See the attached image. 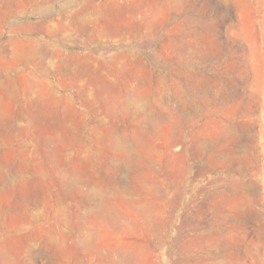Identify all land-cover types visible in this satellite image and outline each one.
Wrapping results in <instances>:
<instances>
[{
  "label": "rangeland",
  "instance_id": "rangeland-1",
  "mask_svg": "<svg viewBox=\"0 0 264 264\" xmlns=\"http://www.w3.org/2000/svg\"><path fill=\"white\" fill-rule=\"evenodd\" d=\"M120 263L264 264V0H0V264Z\"/></svg>",
  "mask_w": 264,
  "mask_h": 264
},
{
  "label": "bare ground",
  "instance_id": "bare-ground-1",
  "mask_svg": "<svg viewBox=\"0 0 264 264\" xmlns=\"http://www.w3.org/2000/svg\"><path fill=\"white\" fill-rule=\"evenodd\" d=\"M32 4H33V3H32ZM97 9H98V8H97ZM137 10H138V9H137ZM134 14H135V13H134ZM130 16H131V15H130ZM133 17H134V16H133ZM133 17H132V18H133ZM114 20H115V19H114ZM123 20H124V19H123ZM115 21H116V20H115ZM117 21H118V20H117ZM128 22H129V21H128ZM76 23H77V22H76ZM125 23H126V22H125ZM131 23H132V22H131ZM117 24H118V23H117ZM127 24H128V23H127ZM129 24H130V23H129ZM124 25H125V24H124ZM29 26H30V25H29ZM117 26H119V25H117ZM117 26H116V27H117ZM113 29H114V28H113ZM115 29H116V28H115ZM144 29H145V28H144ZM76 30H77V29H76ZM114 32H115V30H114ZM22 45H23V43H22ZM19 46H20V44H19ZM17 47H18V46H17ZM36 47H37V46H36ZM20 48H21V47H20ZM29 48H30V47H29ZM35 50H36V48H35ZM17 51H18V50H17ZM23 51H24V50H23ZM30 51H31V50H30ZM21 53H22V52H21ZM34 53H35V51H34ZM34 53H33V54H34ZM19 54H20V53H19ZM23 54H24V53H23ZM23 54H20V55L22 56ZM122 54H123V53H122ZM16 55H17V54H16ZM25 55H26V54H25ZM25 55H24V56H25ZM18 56H19V55H18ZM21 56H20V57H21ZM26 56H28V54H27ZM40 56H41V55H40ZM35 57H36V56H35ZM24 58H25V57H23V59H24ZM32 58H33V57H32ZM36 61H37V60H36ZM38 61H39V60H38ZM26 63H27V62H26ZM61 65H62V64H61ZM64 66H66V65H64ZM44 69H46V68H44ZM59 70H60V69H59ZM42 71H43V70H42ZM89 72H90V71H89ZM85 73H86V72H85ZM91 73H92V72H91ZM87 74H88V73H87ZM60 76H62V75H60ZM93 76H94V75H93ZM39 81H40V79H39ZM24 83H25V82H24ZM28 84H29V83H28ZM44 86H45V85H44ZM44 86H42V87H44ZM23 88H24V87H23ZM26 88H27V86H26ZM46 88H47V87H46ZM32 89H33V88H32ZM129 89H130V88H129ZM40 90H41V89H40ZM46 90H47V89H46ZM24 92H25V90H24ZM32 92H33V90H32ZM135 92H136V90H135ZM30 93H31V92H30ZM10 96H11V95H10ZM12 99H13V98H12ZM123 104H124V103H123ZM126 107H127V106H126ZM122 108L124 109V107H122ZM4 115H5V114H4ZM161 126H162V125H161ZM9 128H10V127H9ZM162 128H165V127L162 126ZM158 130H159V128H158ZM160 131H161V130H160ZM163 131H164V130H163ZM62 134H63V133H62ZM66 134H67V132H66ZM159 134H160V133H159ZM64 135H65V134H64ZM154 135H155V134H154ZM154 135H153V136H154ZM61 136H63V135H61ZM63 137H64V136H63ZM64 138H65V137H64ZM151 138H152V137H151ZM157 138H158V137H157ZM123 139H124V138H123ZM113 140H114V139H113ZM109 142H110V141H109ZM109 142H108V143H109ZM111 142H112V141H111ZM115 142H116V141H115ZM46 144H47V143H46ZM48 144H49V143H48ZM117 144H118V143H117ZM139 144H140V143H139ZM112 145H113V144H112ZM120 146H121V145H120ZM124 146H126V145H124ZM137 146H138V145H137ZM115 147H116V146H115ZM115 147H114V148H115ZM117 147H118V146H117ZM139 147H140V146H139ZM152 148H153V147H152ZM115 149H116V148H115ZM172 149H173V148H172ZM111 150H112V149H111ZM137 150H138V148H137ZM132 151H133V150H132ZM138 151H139V150H138ZM140 151H141V150H140ZM122 152H123V151H122ZM124 152H125V151H124ZM135 152H136V151H135ZM139 154H140V153H139ZM51 156H52V155H51ZM122 157H123V156H122ZM125 157H126V156H125ZM48 158H49V157H48ZM117 158H118V157H117ZM119 158H120V157H119ZM128 158H130V157H128ZM46 159H47V158H46ZM52 159H53V158H52ZM108 159H109V158H108ZM113 159H115V157H114ZM122 159H124V157H123ZM49 160H50V159H49ZM50 161H51V160H50ZM122 162H123V161H122ZM130 162H131V161H130ZM75 169H76V168H75ZM81 169H82V168H81ZM138 169H139V168H138ZM69 170H70V169H69ZM57 171H58V170H57ZM71 171H72V170H71ZM62 172H63V171H62ZM49 173H50V172H49ZM67 173H68V172H66V173L64 172V174H67ZM80 173H81V172H80ZM5 174H6V173H5ZM51 174H52V173H51ZM78 174H79V172H78ZM78 174H76V175H78ZM52 175H53V174H52ZM68 175H69V174H68ZM70 175H71V174H70ZM64 176H65V175H64ZM72 176H73V175H72ZM67 177H68V176H67ZM67 177H66V178H67ZM69 177H70V176H69ZM74 177H75V175H74ZM137 177H139V175H138ZM70 178H72V177H70ZM70 178H69V179H70ZM78 178H80V177L78 176ZM144 178H145V176H144ZM64 179H65V178H64ZM64 179H61L60 181H62V180H64ZM81 179H83V178H81ZM134 179H135V178H134ZM138 179H139V178H138ZM142 179H143V178H142ZM19 180H20V179H19ZM85 180H86V179H85ZM85 180H84V181H85ZM139 180H140V179H139ZM76 181H78V180H76ZM135 181H136V180H135ZM144 181H145V180H144ZM146 181H147V180H146ZM148 181H149V180H148ZM148 181H147V182H148ZM62 182L64 183L65 181H62ZM79 182H80V180H79ZM86 182H87V181H86ZM137 182H138V181H137ZM70 183H71V182H70ZM72 183H74V182H72ZM76 183H77V182H76ZM96 183H97V182H96ZM103 183H104V182H103ZM139 183H140V182H139ZM139 183H138V184H139ZM34 184H35V183H34ZM91 184H92V183H91ZM127 184H128V183H127ZM138 184H137V185H138ZM73 185H74V184H73ZM77 185L81 186L79 183H78ZM87 185H88V184H87ZM94 185H95V183H94ZM94 185H93V186H94ZM96 185H97V184H96ZM96 185H95V186H96ZM79 186H77V187H79ZM82 186L85 187V185H82ZM91 186H92V185H91ZM95 186H94V187H95ZM97 186H98V185H97ZM97 186H96V187H97ZM115 186H116V185H115ZM128 186H129V185H128ZM139 186H141V185L139 184ZM66 187H67V185H66ZM73 187H74V186H73ZM75 187H76V185H75ZM75 187H74V188H75ZM77 187H76V188H77ZM145 187H146V184H145ZM145 187H144V185H143V188H145ZM147 187H148V186H147ZM81 188H83V187H81ZM149 188H150V187H149ZM149 188H148V190H149ZM64 189H65V188H64ZM66 189H67V188H66ZM84 189H85V188H84ZM88 189H89V188H87V190H88ZM130 189H131V188H130ZM90 190H91V187H90ZM95 190H96V189H95ZM97 190H99V188H98ZM142 190H143V189H142ZM67 191H69V190H67ZM128 191H129V190H128ZM133 191H134V190H133ZM143 191H144V190H143ZM65 192H66V191H65ZM65 192H64V193H65ZM83 192H85V193L88 194V191H83ZM94 192H95V191H94ZM94 192H93V193H94ZM101 192H102V191H101ZM149 192H150V191H149ZM80 193H81V192H80ZM134 193H135V192H134ZM150 193H151V192H150ZM83 194H84V193H83ZM87 194H86V195H87ZM90 194H91V193H90ZM95 194H96V193H95ZM99 194H100V192H99ZM77 195H78V194H77ZM91 195H92V198L96 199L95 197H93V194H91ZM82 196H84V195H82ZM89 196H90V195H89ZM94 196H95V195H94ZM102 196H103V195H102ZM117 196H118V195H117ZM67 197H68V196H67ZM84 197H85V196H84ZM96 197H97V196H96ZM99 197H100V196H99ZM99 197H97V198L100 199ZM113 197H114V195H113ZM113 197H112V199H113ZM82 198H83V197H82ZM90 198H91V197H90ZM139 198H140V197H139ZM139 198H138V201L141 199V198H140V199H139ZM64 199H65V198H64ZM102 199H104V197H103ZM106 199H107V198H106ZM106 199H105V200H106ZM110 199H111V198H110ZM112 199H111V200H112ZM123 199H124V198H123ZM123 199H122V200H123ZM83 200H84V199H83ZM92 200H93V199H92ZM117 200H118V199H117ZM124 200H125V199H124ZM131 200H132V199H131ZM142 200H143V198H142ZM145 200H146V199H145ZM147 200H148V199H147ZM65 201H66V199H65ZM89 201H90V200H89ZM97 201H98V200H97ZM107 201L109 202V199H108ZM112 201H113V200H112ZM112 201H111V202H112ZM140 201H141V200H140ZM140 201H139V202H140ZM86 202H87V201H86ZM95 202H96V201H95ZM102 202H104V200H102ZM102 202H99L98 205L96 204V205H97V208H98L100 211L106 212L107 210H109L108 208H110V206H109L110 204H109V205L106 204V203H107L106 201L104 202V204H103ZM144 202H145V201H144ZM144 202H143V203H144ZM96 203H97V202H96ZM118 203H119V202H118ZM130 203H131V202H130ZM132 203H134V202H132ZM132 203H131V204H132ZM37 204H38V202H37ZM69 204H70V203H69ZM120 204L123 205V204H122V201H121ZM134 204H135V203H134ZM77 205H78V204H77ZM111 205H112V204H111ZM124 205H126L125 202H124ZM140 205H141V204H140ZM116 206H118L117 203H116ZM133 206H134V205H133ZM87 207H88V206H87ZM89 207H90V206H89ZM114 207H115V206H114ZM114 207L112 208L113 210L115 209ZM118 207H119V206H118ZM118 207H117L116 209H118ZM144 207H145V206H144ZM147 207H148V205H147ZM149 207H150V206H149ZM90 208H91V207H90ZM95 208H96V207H95ZM95 208L93 207V209H95ZM97 208H96V211H97ZM119 208H120V207H119ZM122 208H124V207H122ZM140 208H141V207H140ZM91 210H92V209H91ZM130 210H131V208H130ZM143 210H145V209H143ZM150 210H151V209H150ZM82 211L84 212V210H82ZM82 211H81V212H82ZM96 211H95V212H96ZM132 211H133V210H132ZM139 211H140V210H139ZM93 212H94V211H93ZM121 212H122V211H121ZM121 212H120V213H121ZM127 212H129V211L127 210ZM88 213H89V212H88ZM91 213H92V212H91ZM113 213H114V212H113ZM134 213H135V212H134ZM92 214H93V213H92ZM95 214H96V213H94L93 215H95ZM115 214H116V213H115ZM140 214H141V213H140ZM143 214H144V213H143ZM86 215H87V214H86ZM93 215H92V217H95V216H96V215H95V216H93ZM97 215H98V213H97ZM138 215H139V214H138ZM83 216H84V215H83ZM88 216H89V215H88ZM99 216H100V215H99ZM99 216H98V217H99ZM115 216H116V215H115ZM130 216H132V215H129V218H130ZM143 216H144V215H143ZM145 216H146V214H145ZM147 216H148V215H147ZM29 217H30V216H29ZM135 217H136V216H135ZM150 217H151V216H150ZM79 218H80V217H79ZM106 218H107V217H106ZM94 219H95V218H94ZM96 219H97V218H96ZM135 219H136V218H135ZM142 219H143V218H142ZM146 219H148V218H146ZM150 219H151V218H150ZM80 220H81V219H80ZM83 220H86V219L84 218ZM148 220H149V219H148ZM89 221H90V220H89ZM92 221H93V220H92ZM97 221H99V220H97ZM115 221H116V220H115ZM99 222H100V221H99ZM145 222H146V221H145ZM79 223H80V221H79ZM84 223H86V222H84ZM111 223H112V222H111ZM114 223H115V222H114ZM143 223H144V222H143ZM86 224H87V223H86ZM137 224H138V223H137ZM87 225H88V224H87ZM126 225H127V224H126ZM126 225H125V226H126ZM138 225H139V224H138ZM80 226H81V225H80ZM148 226H149V225H148ZM84 227H85V226H84ZM114 227H115V226H114ZM121 229H122V228H121ZM129 229H130V228H129ZM85 231H86V230H85ZM91 231H92V230H91ZM100 231H101V230H100ZM135 231H136V230H135ZM76 232H77V231H76ZM101 232H103V231H101ZM123 232H124V231H123ZM87 233H88V232H87ZM86 235H87V234H86ZM82 236H83V235H82ZM85 237H87V236H85ZM80 238H81V237H80ZM48 239H49V238H48ZM83 239H84V237H83ZM89 239H90V238H89ZM80 240H81V239H80ZM71 241H72V239H71ZM87 241H88V239H87ZM73 242H74V241H73ZM57 243H58V242H57ZM77 243H78V242H77ZM81 243H82V242H81ZM89 243H91V242H89ZM92 243H93V242H92ZM92 243H91V244H92ZM90 246H91V245H90ZM94 246H95V245H94ZM94 246H93V247H94ZM95 247H96V246H95ZM95 249H96V248H95ZM122 249H123V248H122ZM124 249H125V248H124ZM90 250H91V249H90ZM127 250H128V249H127ZM95 251H96V250H95ZM98 251H99V250H98ZM121 251H122V250H121ZM113 252H114V251H113ZM86 253H87V252H86ZM110 253H111V252H110ZM112 254H113V253H112ZM83 255H85V254H83ZM107 255H108V254H107ZM122 255H123V254H121V256H122ZM109 256H110V255H109ZM109 256H108V257H109ZM121 256H120V257H121ZM125 256H126V255H125ZM104 257H105V256H104ZM114 257H115V256H114ZM122 258H123V257H122ZM124 258H125V257H124ZM109 260H110V259H109ZM118 260H119V259H118ZM103 261H104V260H103ZM112 261H113V260H112ZM104 262H105V261H104ZM106 262H107V261H106ZM117 262H118V261H117ZM124 262H125V261H124ZM127 262H128V261H127ZM132 262H133V261H132ZM108 263H109V262H108ZM120 264H121V263H120Z\"/></svg>",
  "mask_w": 264,
  "mask_h": 264
}]
</instances>
